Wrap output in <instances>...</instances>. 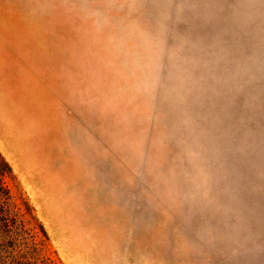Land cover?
Masks as SVG:
<instances>
[{
	"label": "rangeland",
	"instance_id": "1",
	"mask_svg": "<svg viewBox=\"0 0 264 264\" xmlns=\"http://www.w3.org/2000/svg\"><path fill=\"white\" fill-rule=\"evenodd\" d=\"M0 49V264H264V0H0Z\"/></svg>",
	"mask_w": 264,
	"mask_h": 264
},
{
	"label": "crops",
	"instance_id": "2",
	"mask_svg": "<svg viewBox=\"0 0 264 264\" xmlns=\"http://www.w3.org/2000/svg\"><path fill=\"white\" fill-rule=\"evenodd\" d=\"M1 50V49H0ZM10 81V74L1 69L0 67V157L8 165L11 171L22 173L16 160L10 152V132L18 133V136H23V130H21V122L18 121L17 116H23L22 111L17 108H10V103L13 98V89ZM30 138L36 144L39 142L38 136ZM27 178V177H26Z\"/></svg>",
	"mask_w": 264,
	"mask_h": 264
},
{
	"label": "trees",
	"instance_id": "3",
	"mask_svg": "<svg viewBox=\"0 0 264 264\" xmlns=\"http://www.w3.org/2000/svg\"><path fill=\"white\" fill-rule=\"evenodd\" d=\"M4 168L6 172L10 173L11 170L8 167V165L3 161V159L0 157ZM1 194L3 195V202L0 208V225L4 228H12L13 224L15 223V218L11 217L9 218L7 216V213L9 212L10 209V203H11V194L9 193L8 189L2 188ZM4 213V214H3ZM42 229V227H41ZM43 231V230H42ZM44 232V231H43ZM45 233V232H44Z\"/></svg>",
	"mask_w": 264,
	"mask_h": 264
}]
</instances>
